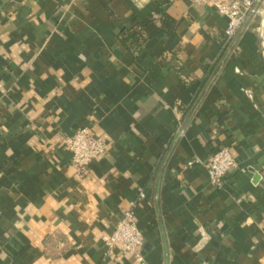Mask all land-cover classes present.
Here are the masks:
<instances>
[{
  "label": "crops",
  "instance_id": "crops-1",
  "mask_svg": "<svg viewBox=\"0 0 264 264\" xmlns=\"http://www.w3.org/2000/svg\"><path fill=\"white\" fill-rule=\"evenodd\" d=\"M226 27L187 0H0V264H140L104 241L132 203L142 264H264V2ZM81 128L107 142L86 170Z\"/></svg>",
  "mask_w": 264,
  "mask_h": 264
},
{
  "label": "built area",
  "instance_id": "built-area-1",
  "mask_svg": "<svg viewBox=\"0 0 264 264\" xmlns=\"http://www.w3.org/2000/svg\"><path fill=\"white\" fill-rule=\"evenodd\" d=\"M192 5L207 7L227 20L226 36L229 40L249 26L264 0H187ZM63 144L71 154L73 165L79 170H86L94 161L104 157L107 153V142L99 138L88 128L78 129L72 136L64 137ZM198 161H189L187 167L196 165ZM238 167L236 160L228 148H221L207 160V168L211 183L223 189L226 186V177ZM146 195L140 193V199ZM130 209L117 224L111 236L104 239L107 247V256L114 258L115 251L121 250L133 257L138 263L145 262V237L135 219V207Z\"/></svg>",
  "mask_w": 264,
  "mask_h": 264
},
{
  "label": "trees",
  "instance_id": "trees-1",
  "mask_svg": "<svg viewBox=\"0 0 264 264\" xmlns=\"http://www.w3.org/2000/svg\"><path fill=\"white\" fill-rule=\"evenodd\" d=\"M135 35H138L137 32H134V34L130 33L129 31H124L122 33V42L125 46H127L128 48L131 47V44L137 41V37H135ZM132 41V43H130ZM172 42L170 41V45L169 47L172 48L173 44H171Z\"/></svg>",
  "mask_w": 264,
  "mask_h": 264
}]
</instances>
